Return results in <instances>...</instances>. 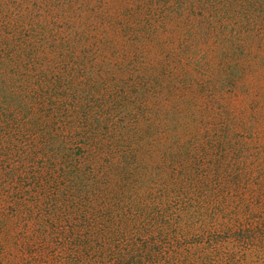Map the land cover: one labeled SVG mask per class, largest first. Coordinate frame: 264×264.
I'll use <instances>...</instances> for the list:
<instances>
[{"label":"trees","instance_id":"16d2710c","mask_svg":"<svg viewBox=\"0 0 264 264\" xmlns=\"http://www.w3.org/2000/svg\"><path fill=\"white\" fill-rule=\"evenodd\" d=\"M112 13L99 25L59 29L18 20L12 26L31 28L6 37L0 25V67L9 74L0 86V132L8 151L24 167L46 170L93 227L85 264H187L172 234L179 221L162 206H172L175 193L178 211L207 208L205 196L195 179L166 181V201L147 205L134 197L148 182L132 183L129 164L142 160L136 150L149 134L164 128L197 136L202 119L241 112L247 100L233 106L235 99L252 96L250 84L260 80L254 73L264 79V0H118ZM153 108L161 127L151 122Z\"/></svg>","mask_w":264,"mask_h":264},{"label":"rangeland","instance_id":"374dc122","mask_svg":"<svg viewBox=\"0 0 264 264\" xmlns=\"http://www.w3.org/2000/svg\"><path fill=\"white\" fill-rule=\"evenodd\" d=\"M117 3L118 0H0V25L5 27L1 34L6 37L13 30L30 29V22L24 27L12 26V22L24 19L54 24L56 29L67 22L93 21L99 25L109 9L111 19ZM99 64L101 61L95 64L96 71ZM110 72L121 75L115 68ZM253 75L260 80L251 82L252 96L243 101L235 99L233 104L247 100L241 104L240 113L228 121L218 117L202 119L196 125L197 136L174 129H169L167 135L162 128L161 133L148 135L146 147L136 150L137 154L142 151V160L129 164L132 183L139 179L148 182L134 197L144 198L147 205L166 201V192L160 193L166 181L178 184L195 179L197 194L205 196L207 208L186 204V210L178 211L175 193L169 194L173 205L162 206L179 221L178 233L172 234L187 264H264V79L258 73ZM8 78L7 70L0 67V86ZM152 97L163 107L160 97ZM3 98L0 94V108H5ZM151 113H156L152 124L161 127L162 113L155 108ZM149 121L150 118L143 123L147 125ZM222 123L227 124L221 126ZM7 144L6 134L0 132V264L88 262L86 250L93 227L76 216L71 199L57 190V183L46 176V170L35 168L37 163L27 162L24 167V158L8 151ZM24 170L27 172L22 173ZM129 200L123 199L127 205ZM101 222L108 225L110 232L115 228L105 216ZM99 236L102 238V233Z\"/></svg>","mask_w":264,"mask_h":264}]
</instances>
